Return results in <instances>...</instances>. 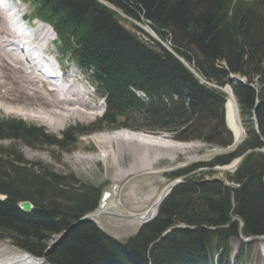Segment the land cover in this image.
I'll list each match as a JSON object with an SVG mask.
<instances>
[{
  "label": "trees",
  "instance_id": "1",
  "mask_svg": "<svg viewBox=\"0 0 264 264\" xmlns=\"http://www.w3.org/2000/svg\"><path fill=\"white\" fill-rule=\"evenodd\" d=\"M27 1L55 31L62 54L92 73L106 111L91 126L70 127L61 140L43 127L1 119L0 140L69 151L80 136L126 128L225 152L170 173V181L183 183L151 222L120 242L81 221L99 208L102 187L29 163L16 147L0 150V240L47 264H222L242 257L244 251L234 255L230 248L233 238L264 236V0ZM141 23L169 40L173 52L145 34ZM230 75L245 84L229 82ZM227 85L246 132L231 150ZM237 159L228 183L201 172L213 174ZM24 201L34 205L32 212L19 209Z\"/></svg>",
  "mask_w": 264,
  "mask_h": 264
},
{
  "label": "rangeland",
  "instance_id": "2",
  "mask_svg": "<svg viewBox=\"0 0 264 264\" xmlns=\"http://www.w3.org/2000/svg\"><path fill=\"white\" fill-rule=\"evenodd\" d=\"M23 9L25 12L28 11L26 1L25 4L23 3ZM123 25L126 29L135 32L130 24L123 23ZM138 25L141 29H143V31L149 34L150 38L158 40L156 34H154V32L147 25ZM140 38L146 43H151L150 39L145 36L140 35ZM162 43L165 47L170 49V45L167 41ZM50 48L56 57H62L57 53V44L50 46ZM63 63L65 66L70 67V70L68 71L69 73H78L79 69L76 68L74 63L70 64L67 59H64ZM5 71L6 73L8 72L7 75L10 77H13V74H15L12 70L10 71L9 68H7V70L5 68ZM91 75L82 76V78L85 79L84 83L91 85ZM17 77L20 78L18 75ZM88 84L87 91L92 93L94 89L91 90V87L89 88ZM31 88L34 89L33 86ZM226 91H229V89L227 88ZM29 93L32 94L33 91L29 90ZM38 96H41L43 99L54 97L53 95ZM24 98L25 99L22 100L23 102H19L20 104L17 103L11 105L6 102L4 105L5 108L0 109V120H22L28 124L45 128L47 132L59 139H61V134L65 130L74 125L80 124L87 126L93 124L97 119L101 118L105 110L104 102L98 99V95L94 94V96L87 98L89 102L88 105L91 103L90 106L95 108V110L90 111L92 115H90L89 119H84V117L77 114L71 118L61 130L56 131L52 127L38 122L37 120L29 121L23 115L13 114L14 112H19L20 114H34L37 110H41V107L38 106L37 103L33 102L31 98H27V100L26 97ZM37 98L38 97H34L33 99ZM34 116H36V114H34ZM239 117L241 119L240 113ZM241 123L243 126L242 119ZM114 131L118 132L116 130H107L104 132H96L90 135L80 136L75 139L76 141L75 143L73 142L69 151L49 145L30 147L14 139L0 140V150H10L16 147L20 150L23 158L29 163L41 164L45 168H49L52 173L69 178L71 182L75 180L94 187H102L104 189L102 200L99 208L95 212V214H101L100 218L95 219V222L96 225L103 231L120 242H124L133 237L141 226L136 219L131 218L132 216H143L151 207L154 206L158 198L170 185L177 181H181L178 186L183 183L182 179L170 181L168 179V175L170 173L195 163L208 162L215 155L225 152L221 149L212 148L200 141H176L169 133L152 134V137L163 139L167 147H183L184 151L177 154L174 162L161 160L151 163L148 167L149 164L146 158L143 160L140 158L135 159L132 153L129 152L128 148H122L121 151L118 150L117 145H114L112 150L104 151L101 149L100 145L96 143V140H94V137L98 135L115 133ZM71 157L78 158V160H81L82 162L72 163L69 161ZM232 165L217 167L214 169L215 172L209 175V171L202 170L201 172L205 174V178L207 180L218 179L228 183L226 173H234L236 171L235 167L237 165L234 167ZM134 166L137 167V170L131 172V169ZM106 194L110 195V198L106 202V208L101 210L100 207L103 203V197H105ZM236 219L240 220L239 218ZM0 242L4 246L9 247L11 250L17 248L13 246L9 240H0ZM230 248H232L234 255L242 250H244L245 254L241 259L235 258L234 256L231 260L225 261L222 264H264V236L252 239L250 243L245 241L244 236L235 237L230 241ZM5 256H9V254L5 253L0 257ZM44 264L47 263L45 262Z\"/></svg>",
  "mask_w": 264,
  "mask_h": 264
},
{
  "label": "bare ground",
  "instance_id": "3",
  "mask_svg": "<svg viewBox=\"0 0 264 264\" xmlns=\"http://www.w3.org/2000/svg\"><path fill=\"white\" fill-rule=\"evenodd\" d=\"M17 31L18 25L15 16H8L6 9L0 7V109L5 108L4 105L6 102L13 105L24 100V97H26V100L27 98H31L33 102L41 107L40 111L37 110L34 113L36 116L33 113V115L20 114L19 112H14L13 114L23 115L29 121L37 120L52 127L56 131L61 130L77 114L84 117V119H89L90 115H92L90 111L95 110V108L90 106L91 103L88 105V100L79 92L73 76L66 73L67 67L63 65L60 59L54 58L65 77L64 82L67 84V93L65 94L49 89V84L45 81L44 75L37 66L38 58L34 57L32 59L30 51L19 55L11 49L12 44L9 39L11 37L19 38L20 36L17 34ZM41 32L42 30L38 29V33L40 34ZM47 49L52 54L49 48ZM5 68L6 70L9 68L10 71L12 70L15 73L13 77L7 75L8 72L6 73ZM32 86L34 89L31 88ZM29 90L33 91V93L30 94ZM38 95H53L54 97L43 99ZM226 95L228 96L226 109L227 125L235 137L241 139L245 129L242 126L235 99L230 89L226 91ZM34 97L38 98L33 99ZM94 140H96V143L104 151L112 150L114 145H117L118 150L121 151L122 148H128L135 159L140 158L143 160L146 158L149 164L148 167L151 163L161 160L174 162L177 154L184 151L183 147H167L165 141L161 138L148 136L143 133H134L130 130L98 135L94 137ZM69 161L72 163L82 162L75 157H71ZM136 168L135 166L132 167L131 172L137 170ZM108 199H104L100 207L101 210L106 208ZM251 241L249 240L248 243ZM5 253L9 254V256L0 257V264H38L35 259L31 257L27 258L23 253L13 251L0 242V256Z\"/></svg>",
  "mask_w": 264,
  "mask_h": 264
},
{
  "label": "water",
  "instance_id": "4",
  "mask_svg": "<svg viewBox=\"0 0 264 264\" xmlns=\"http://www.w3.org/2000/svg\"><path fill=\"white\" fill-rule=\"evenodd\" d=\"M233 80H238V81H241L242 83H244L245 84V80H243V79H240L239 77H237V76H230L229 78H228V81H233ZM252 88H253V86H251ZM254 118H255V122H256V126H257V129H258V123H257V118H256V113L254 112ZM227 123V122H226ZM228 127V126H227ZM232 132V131H231ZM232 134H233V132H232ZM244 134H245V132H244ZM233 136H234V140H233V144H232V146L229 148V149H232V148H235L240 142H241V139H239V138H236L235 137V135L233 134ZM243 137V136H242ZM240 161H241V159L240 160H238V161H236L235 163H233V166H236V165H238L239 163H240ZM181 181H177V182H175V183H173L172 185H170L168 188H167V190L166 191H164L163 192V194L160 196V198L158 199V201L154 204V206L153 207H151L149 210H148V212L144 215V216H142V217H135L140 223H142V224H146V223H148V222H150L153 218H154V216L157 214V212H158V209H159V206L162 204V202L167 198V196L169 195V193L173 190V189H175L177 186H178V184L180 183ZM18 207H19V209L21 210V211H23V212H25V213H30V212H32L33 211V209H34V205L31 203V202H29V201H24V202H20L19 204H18ZM94 217H96V216H93V215H88V216H86L85 218H83V220H92V218H94ZM235 221H239L240 222V224H241V226H242V221L241 220H237L236 218H233V222H235ZM174 229H176V228H172V229H169L167 232H165L162 236H161V238H164L166 235H168L169 233H171ZM13 251H16V252H21V253H23L27 258H29V257H31V258H33V259H35V261H37V263L38 264H44V259H41V258H36V257H34L33 255H31V254H29L28 252H25V251H23V250H20V249H13Z\"/></svg>",
  "mask_w": 264,
  "mask_h": 264
}]
</instances>
